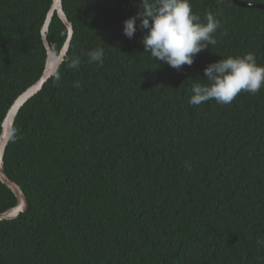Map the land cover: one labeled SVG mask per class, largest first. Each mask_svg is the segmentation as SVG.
I'll use <instances>...</instances> for the list:
<instances>
[{
  "label": "trees",
  "instance_id": "16d2710c",
  "mask_svg": "<svg viewBox=\"0 0 264 264\" xmlns=\"http://www.w3.org/2000/svg\"><path fill=\"white\" fill-rule=\"evenodd\" d=\"M140 3L63 0L66 57L80 64L64 60L16 116L4 170L29 208L0 221V264H264V86L229 104L189 103L221 57L250 52L264 65V9L191 0L202 20L219 19L217 44L177 70L144 52L139 20L124 35ZM52 5L0 0V136L44 73ZM67 37L56 12L49 44L60 53ZM96 48L103 65L88 62ZM16 204L0 180V214Z\"/></svg>",
  "mask_w": 264,
  "mask_h": 264
},
{
  "label": "clouds",
  "instance_id": "9594fccd",
  "mask_svg": "<svg viewBox=\"0 0 264 264\" xmlns=\"http://www.w3.org/2000/svg\"><path fill=\"white\" fill-rule=\"evenodd\" d=\"M136 15L124 21V35L133 38L139 28L146 30L142 37L144 52L159 62H166L172 68L180 70L182 66H191L196 54L217 40L214 33L220 26L216 14L207 11L203 20L193 12L191 0H141ZM89 63L103 65V49L96 48L86 53ZM67 67L78 69L79 58L65 57ZM59 82V75L56 77ZM191 86L189 103L199 106L209 100L218 104L231 103L238 94L247 92L257 94L264 86V65L258 64L253 53L228 56L208 64L204 69V78L197 79ZM75 87L80 83L74 82ZM259 243V242H258Z\"/></svg>",
  "mask_w": 264,
  "mask_h": 264
},
{
  "label": "water",
  "instance_id": "95a60500",
  "mask_svg": "<svg viewBox=\"0 0 264 264\" xmlns=\"http://www.w3.org/2000/svg\"><path fill=\"white\" fill-rule=\"evenodd\" d=\"M233 1L240 6L258 7L264 9V4L248 3V2H243L241 0H233ZM56 12L58 13L59 17L63 20V22L66 24L68 28V37L60 53H57L55 50L52 49L47 39V32L49 30V25L53 15ZM42 36L48 54L44 73L42 77L34 85L29 87L24 93H22L16 99V101L8 111V114L3 122V130L0 136V180L14 192V194L17 197V204L14 207L8 209L7 211L1 213L0 221L14 219L18 217L21 213L26 212L29 208L27 197L25 196L20 185L10 180L8 176L5 174L3 156L5 153L6 146L9 143V140L12 136L13 125L19 110L24 104H26L28 100H30L43 88L44 84L51 77H53L57 73L61 64L65 60V57L67 56L70 42L73 36V25L69 21L64 11L63 0H53V5L47 15L45 24L42 29Z\"/></svg>",
  "mask_w": 264,
  "mask_h": 264
}]
</instances>
